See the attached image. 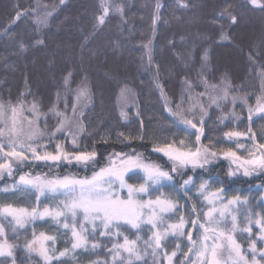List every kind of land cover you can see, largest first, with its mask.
<instances>
[{
    "label": "trees",
    "instance_id": "obj_1",
    "mask_svg": "<svg viewBox=\"0 0 264 264\" xmlns=\"http://www.w3.org/2000/svg\"><path fill=\"white\" fill-rule=\"evenodd\" d=\"M105 2L113 10L105 17V23L97 26L102 0H64L63 4L60 0H0V103L6 106L20 101L27 106L36 103L44 114L38 123L43 129L47 121L48 131L55 127L58 119L49 109L55 105L57 110L64 112L67 105L66 115L73 117L69 127L76 131L79 123L84 128L77 150L95 149L97 152L95 167L75 163H61L51 169L42 163L22 168L17 166L19 170L15 176L0 178V188L12 184L24 172L90 177L93 171L108 165V157L115 152L140 153L145 161L170 170L172 163L162 153L153 152L152 148L154 143L175 142L179 146L181 139L186 144L195 145L196 130L180 123L165 110L164 97L168 106L175 110L176 105L188 96L189 83L191 91L196 94L212 89L210 85H217L215 90L227 88L230 97H248L247 105L240 102L232 109L227 102L219 103V106L209 104L205 113L193 116L198 126L203 118L202 144L213 147L210 142H215L217 149L231 147L246 158L248 150L254 147L253 141L241 137L239 143L245 147L237 148V141L225 140L223 133H248L249 128L255 134L256 142L264 143V113L252 115L250 121L248 109L255 106L258 97H264V10L253 7L248 0ZM181 2L186 6L182 7ZM116 6L122 11H115ZM226 8L237 17L235 24L231 23L227 13L223 17L220 15ZM18 12L21 16L17 20ZM5 29L7 34H4ZM222 34L227 38H222ZM36 40L43 43L36 44ZM149 50L152 65L148 64ZM205 81L209 85L207 88ZM157 82L164 97L161 88L156 86ZM81 88L87 90V95L77 103V92ZM74 103L77 104L75 116L72 113ZM121 112L126 113V119L121 117ZM24 114L31 115L27 111ZM129 136H143V139H124ZM70 139L63 133L58 134L59 142L72 149ZM44 142L47 143V135ZM48 147L54 150L55 142ZM229 164L228 159L217 156L203 169H184V178L193 176L197 185L201 178H211V191L222 188L226 199L235 195L246 197L248 203L241 205L238 213V221L243 226L249 212L264 213V172L250 177L242 174L229 177ZM143 175L141 172L131 173L126 176V181L138 185L143 182ZM182 182L176 176L175 190L167 186L171 182H164L165 187L153 191L151 198L155 199L160 192L172 194L183 205L180 211L192 214L194 201L179 190ZM121 195L127 198L126 193ZM191 195H197L195 188ZM0 202L26 207L36 201L33 193L0 192ZM195 203L204 210L208 208L202 197ZM169 215L174 220L179 218L178 214ZM228 226H231L230 218ZM34 227L37 232L51 233L56 229L50 220H38ZM122 228L127 229L130 238H135V230L127 225ZM253 229L258 231L255 225ZM32 230L33 225L19 230L18 238L9 231L10 239L19 246L15 252L17 264H41L38 256H29L23 248L26 240L31 239ZM192 231L194 239H198V227ZM142 235L147 239L146 227ZM236 236L243 237L238 242L247 250L248 234L238 232ZM96 240L102 242L99 248L95 251L77 250L74 258H64L65 264H92L108 258L109 238L99 237L97 233ZM166 243L169 252L177 243L181 244L175 258V264H180L189 247L187 238L170 236ZM64 246L65 240L61 238L57 247L62 249ZM259 247H264V243ZM144 260L147 264H154L151 255ZM138 264H144V261Z\"/></svg>",
    "mask_w": 264,
    "mask_h": 264
},
{
    "label": "snow or ice",
    "instance_id": "obj_2",
    "mask_svg": "<svg viewBox=\"0 0 264 264\" xmlns=\"http://www.w3.org/2000/svg\"><path fill=\"white\" fill-rule=\"evenodd\" d=\"M179 2V0H178ZM63 4L64 0H60ZM255 8L264 10V0H248ZM181 6L186 5L181 2ZM160 5L157 4V9ZM109 5L102 0L101 14L97 17L98 25L105 23V17L109 15ZM115 11H122L116 6ZM227 17L231 23L237 22V17L226 8L220 13ZM50 14V13H49ZM21 13H17L18 20ZM43 22V21H38ZM155 23V20L153 21ZM7 34V29L5 33ZM222 38H227L222 34ZM36 44L43 43L36 40ZM21 49L24 48L21 43ZM147 48L148 46L145 45ZM148 64L152 65L150 50L148 53ZM264 75V74H262ZM67 83V80H66ZM187 83V82H186ZM156 86L161 88L157 82ZM206 88L209 87L205 81ZM215 90L217 85H210ZM192 85L189 83L187 91L191 93ZM87 90L81 88L77 92V103L86 97ZM161 95L164 97L163 89ZM207 92L199 93V97H205ZM228 98L227 88L223 95H212L208 97L210 104L219 106V101ZM165 99V110L172 116L178 118L179 122L196 130L195 145L186 144L184 139L179 141V146L173 142L170 144H155L152 151L162 153L172 162L170 170H165L156 163H146L142 154L130 155L115 152L108 157L109 164L93 171L90 177L80 178L76 175H54L35 174L24 172L15 179L12 184L0 188V192L33 193L35 204L20 207L9 202H0V264H17L15 252L19 247L10 239L12 236L19 237V230H26L33 225L32 237L23 245L24 251L29 256L35 254L40 258L41 264H65L66 257H75L77 250L95 251L102 242L96 240L99 237H107L111 242V248L107 251L109 257L103 261H93L92 264H138L147 262L144 258L148 255L153 257L154 264H175L177 252L181 250V244L177 243L175 249L168 251L167 241L171 237H186L189 247L183 253L180 264H264V213L249 212L246 215V223L241 226L238 221V213L241 205H247V198L235 195L226 199L223 189L210 190V179L201 178L197 185L193 176L184 178L183 171L188 167L193 170L205 168L217 156L230 160L233 167L228 169L229 177L236 176L241 170L245 177H250L257 170H264V143H257L256 136L249 128L248 133L240 131H226L223 133L225 140H236L237 148H244L239 143L241 137L253 141L254 147L248 150V158H242L231 147L215 148V142H210L213 147L201 143L203 135V118L200 126L194 122V118L185 115V111L191 113L199 107L200 111H206L202 99H196L189 95L190 106L187 110L183 107V101L176 105L173 110L168 106ZM235 102V97H233ZM25 111L31 113L25 115ZM256 112L264 113V97L257 98ZM10 112V115H9ZM58 118L57 123L51 131H48L47 121L41 129L39 120L41 115L36 103L27 106L23 101L16 105L0 103V178L4 175L13 177L19 167H30L33 163H42L50 169L59 167L61 163L72 165H92L95 167L97 152L95 149H79L80 135L84 132L81 124H76V131L69 125L73 117L66 115L56 109L55 105L49 109ZM253 109L249 108V120L252 119ZM73 116L77 114V104L72 105ZM82 114V113H81ZM121 117L126 119V113L121 112ZM27 122L26 124L24 122ZM63 133L70 137L72 149L66 147L65 143L59 142L58 134ZM47 135V143L44 137ZM123 135V134H121ZM132 139H143L139 137H125ZM55 142L54 150H50L48 144ZM107 142V141H105ZM122 142V141H121ZM27 162V163H26ZM134 169H139L143 175V182L135 185L126 181V174ZM179 176L183 181L179 190L188 195L194 201L192 214L181 212L183 205L172 194L165 195L160 192L155 199L151 198L153 191H159L165 187L164 182H171L168 187L176 189L175 178ZM131 179V177H129ZM195 188L196 196L191 193ZM123 190L127 191V198L121 195ZM148 196V199H144ZM203 198L208 205L207 210L197 207L195 200ZM47 200L48 203H44ZM201 212L203 219H201ZM169 214H178V219H173ZM194 214V215H193ZM231 226H228V219ZM51 221L56 226L54 232L36 231V221ZM127 225L135 230V238H130ZM191 225V228L188 226ZM255 229L258 231H254ZM147 228L149 235L144 239L142 233ZM200 230L198 239H194L192 229ZM247 233L248 248L243 249L238 242L243 237H237L236 233ZM255 237V238H253ZM63 238L65 246L57 247L58 240ZM122 238V239H121ZM70 245V246H69ZM249 253L251 254L249 256ZM195 257L193 260L192 257Z\"/></svg>",
    "mask_w": 264,
    "mask_h": 264
},
{
    "label": "rangeland",
    "instance_id": "obj_3",
    "mask_svg": "<svg viewBox=\"0 0 264 264\" xmlns=\"http://www.w3.org/2000/svg\"><path fill=\"white\" fill-rule=\"evenodd\" d=\"M203 92H207V95L205 97H202L201 98V97H199V94H196V93H194V92L191 91V93H189L188 96L185 97V99L183 100V107H184V109L187 110V108L190 106L189 101H188L189 95H192L196 99H202L203 100V103L205 105V109L210 104V101H209L208 97H210L212 95H217V96L223 95V90L207 89L206 91H203ZM247 98H248L247 96H243L242 95V96H240V98H235V102H233V97L228 96V98L226 100L219 101V103L222 104V103H226L227 102V103H229L230 107L233 109L237 104H240V102L243 103V104H245V105H247L246 104ZM254 103H255V106L254 107L252 106V108H251V109H253V112H252L251 115H254L255 116V115H261V114H263V113H260V112H256L255 111V109L257 107V100H255ZM185 115L188 116V117H190V118H194L193 116H196V117L199 116V115L201 116L202 115V112L200 111L199 107H197L191 113L185 111ZM24 123L26 124L27 122L25 121ZM246 158H248V157H246ZM145 162L146 163H150L149 161H145ZM229 163H230V160H229ZM108 164H109V162H108ZM229 165H230V167H233L231 165V163ZM134 172H141V171L139 169H134L132 172L127 173L126 176H128L129 174L134 173ZM261 172H264V170H257V172L253 173V175L259 174ZM238 174H242L243 175L242 170ZM121 193H124V194L126 193L127 194V191L126 190H123Z\"/></svg>",
    "mask_w": 264,
    "mask_h": 264
}]
</instances>
